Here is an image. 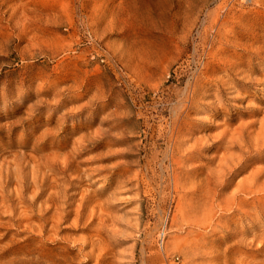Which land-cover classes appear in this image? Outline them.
Segmentation results:
<instances>
[{"label":"rangeland","instance_id":"obj_1","mask_svg":"<svg viewBox=\"0 0 264 264\" xmlns=\"http://www.w3.org/2000/svg\"><path fill=\"white\" fill-rule=\"evenodd\" d=\"M50 263L264 264V0H0V264Z\"/></svg>","mask_w":264,"mask_h":264},{"label":"bare ground","instance_id":"obj_2","mask_svg":"<svg viewBox=\"0 0 264 264\" xmlns=\"http://www.w3.org/2000/svg\"><path fill=\"white\" fill-rule=\"evenodd\" d=\"M263 146V145H262ZM93 248V247H92ZM51 264V263H50Z\"/></svg>","mask_w":264,"mask_h":264}]
</instances>
